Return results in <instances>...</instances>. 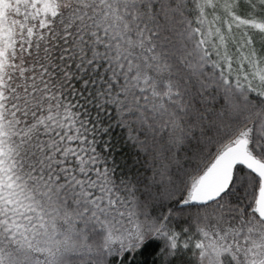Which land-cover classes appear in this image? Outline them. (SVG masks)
<instances>
[{
	"label": "snow or ice",
	"instance_id": "6c2138e0",
	"mask_svg": "<svg viewBox=\"0 0 264 264\" xmlns=\"http://www.w3.org/2000/svg\"><path fill=\"white\" fill-rule=\"evenodd\" d=\"M0 264H264V0H0Z\"/></svg>",
	"mask_w": 264,
	"mask_h": 264
},
{
	"label": "trees",
	"instance_id": "16d2710c",
	"mask_svg": "<svg viewBox=\"0 0 264 264\" xmlns=\"http://www.w3.org/2000/svg\"><path fill=\"white\" fill-rule=\"evenodd\" d=\"M145 256H146V258L149 260V261H151L152 260V255L150 254V249L145 253Z\"/></svg>",
	"mask_w": 264,
	"mask_h": 264
}]
</instances>
